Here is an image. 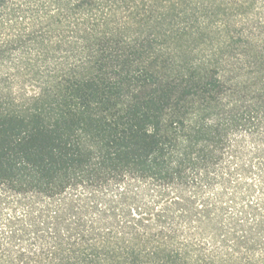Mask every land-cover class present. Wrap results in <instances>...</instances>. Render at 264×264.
Returning <instances> with one entry per match:
<instances>
[{
  "label": "trees",
  "instance_id": "obj_1",
  "mask_svg": "<svg viewBox=\"0 0 264 264\" xmlns=\"http://www.w3.org/2000/svg\"><path fill=\"white\" fill-rule=\"evenodd\" d=\"M0 264H264V0H0Z\"/></svg>",
  "mask_w": 264,
  "mask_h": 264
}]
</instances>
